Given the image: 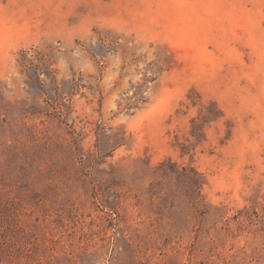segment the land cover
<instances>
[{"label": "rangeland", "instance_id": "obj_1", "mask_svg": "<svg viewBox=\"0 0 264 264\" xmlns=\"http://www.w3.org/2000/svg\"><path fill=\"white\" fill-rule=\"evenodd\" d=\"M0 264H264V0H0Z\"/></svg>", "mask_w": 264, "mask_h": 264}]
</instances>
